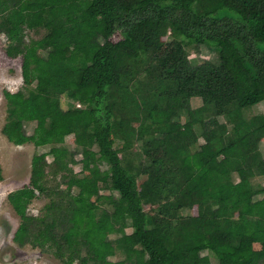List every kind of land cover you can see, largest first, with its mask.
Segmentation results:
<instances>
[{
    "label": "trees",
    "instance_id": "trees-1",
    "mask_svg": "<svg viewBox=\"0 0 264 264\" xmlns=\"http://www.w3.org/2000/svg\"><path fill=\"white\" fill-rule=\"evenodd\" d=\"M207 6L215 13L192 10ZM0 17L7 35L25 17L46 33L40 39L23 30L9 35L8 57L42 53L43 61L33 64L34 89L25 97L4 93L2 134L14 145L37 147L73 136L81 171L91 176L77 194L70 185L49 189L46 154L34 157L29 185L7 196L20 220L12 238L17 246H50L60 259L83 246L94 264H211L204 252L217 264H264V197L255 198L264 193V114L244 116L258 106L254 99L263 97L264 105V0H0ZM56 27L62 32L56 34ZM115 31L121 39L112 42ZM167 32L172 39L163 42ZM178 38L209 47L217 62L192 66L181 53L160 54ZM134 53L154 57L161 81L157 94L147 96L146 112L132 114L139 119L135 130V119L118 115L126 108L109 99ZM23 75L30 76L26 68ZM206 95L212 103L190 108L191 99ZM61 96L69 108L60 106ZM32 119L36 125L27 135L24 124ZM46 122H54L53 132ZM128 131H137L136 137ZM117 141L132 154L133 141L145 143L151 160L142 189L123 166ZM65 152L55 148L53 161ZM102 189L116 193L105 197L112 207L104 212L108 219L97 216ZM37 193L50 200L34 216L27 206ZM186 208L196 215L182 218ZM127 228L129 240L113 248L104 231L124 234ZM115 249L124 253L117 263L109 260Z\"/></svg>",
    "mask_w": 264,
    "mask_h": 264
},
{
    "label": "rangeland",
    "instance_id": "rangeland-1",
    "mask_svg": "<svg viewBox=\"0 0 264 264\" xmlns=\"http://www.w3.org/2000/svg\"><path fill=\"white\" fill-rule=\"evenodd\" d=\"M196 13L208 16L215 13V10L211 6H207L201 9L192 8ZM175 12L181 13V10H176ZM219 18V16H216ZM225 20L220 18V20ZM217 22V20H212ZM31 19L25 17L23 21L20 22L18 27L12 28L10 33L5 34V25L3 17H0V167L2 170V179L0 180V264H65V262H70V264H94L88 255V250L83 246L79 247L70 252H66L63 259H60L54 255V249L50 246L32 247L30 245H25L22 247L17 246L12 238L15 230L19 225V217L13 210V207L8 202L7 196L9 193L16 192L29 185L31 161L34 157L38 158L42 154H46L47 167H46V177L45 183L49 189L64 190L67 185L71 186L70 192L72 194H77L78 189L82 188L84 185L90 183L91 176L87 171H81V154L80 149L74 144L73 136H67L64 142L61 144H49L42 147H37L32 142L25 143L23 145H14L9 142L6 137L2 134L1 130L5 124V118L8 112V104L4 97V93L9 92L15 94L18 97H25L28 91L34 89L35 81L32 75V67L34 63H42L43 54L34 53L30 56H16L10 58L6 55V48L10 44L9 35H15L18 30H23L30 34L34 39H40L46 33L41 29H34L31 26ZM219 23V22H218ZM62 32V28L56 27L55 33L59 34ZM166 36H169L166 39ZM121 39L119 31H115L110 37V41L117 42ZM172 38L167 32L163 37L162 41L171 40ZM171 42V41H170ZM166 45L164 50L160 51V54L164 55L166 53L170 57L176 54H183L182 59L189 62L190 65H197L203 61H209L211 63L217 62V54L212 51L209 47L203 45L192 44L189 45L185 39L178 38L173 43ZM67 52V51H66ZM131 55L132 59L126 61L129 67L125 66L123 71L127 70V73L122 77V85L119 90H113L109 93V99L113 102V106L125 107L126 110H118L119 116H128L130 118L134 117L137 112L145 113L146 105L148 103L147 96L149 94H157L161 82L158 79L160 75L157 63L154 62L153 56L150 55H139L136 57ZM180 54V55H181ZM26 68L30 73V76L24 77L23 70ZM115 93L118 95L116 96ZM123 98V99H122ZM122 99V100H121ZM121 100V101H120ZM213 96L206 95L202 96L198 100L196 98L190 100V108H196L201 104L212 103ZM258 103V106L251 109H245L244 116L246 118H251L257 114H264L263 97H258L254 99L251 104ZM261 104L262 106H259ZM71 103L64 97H60V106L63 109L69 108ZM133 114V117H131ZM187 115L183 114L180 118L181 122L187 120ZM136 121L131 124L134 130L138 126L139 119L133 118ZM36 125V119H32L24 124V131L27 135L33 133L34 127ZM46 127L51 129V132L55 129L54 122L47 123ZM129 132L130 137L135 138L136 132ZM46 131L43 133L46 135ZM44 135L42 137H44ZM134 145V150L136 153L132 154V149L122 146L121 141H117L115 148H118L119 157L122 160L123 166L127 167L128 171L133 173L138 181L139 189L141 184L145 181L146 175L142 172L144 168L149 164L151 157L145 153V143L144 142H132ZM63 148L66 150L63 153L62 158L59 161H53V151L55 148ZM123 147V148H122ZM260 154L264 158V139L261 141L259 146ZM152 154V153H151ZM159 153L157 151L153 152L156 156ZM72 157V159H70ZM101 170H105L106 166L101 165ZM71 170V171H70ZM261 179V178H260ZM262 180V179H261ZM264 180V179H263ZM254 182V181H253ZM264 190V189H263ZM100 194L103 196L102 201L99 202L97 216L108 219L104 212H112L111 205L105 198L106 196L113 195L116 197L115 192L110 190H100ZM193 198L199 199V191L192 192ZM264 197V193L258 194L255 198L260 199ZM94 199V198H93ZM50 200V195L38 194L27 206L28 213L39 216L44 213L45 206ZM147 213H152L149 211V207L146 205L144 207ZM127 209L124 208V211ZM178 215V214H177ZM182 218H188L190 216L196 215V209H184L181 211ZM235 217V216H234ZM222 225V221L220 220ZM220 224H215L214 227H219ZM105 235L112 241V247L120 246V243L129 240L130 228H127L124 234H119L116 232L104 231ZM103 239H100V242ZM218 246L221 249H226L228 246L218 242ZM253 247L260 249V245L254 244ZM210 258L211 264H217L214 256L208 252H204ZM124 257V253L116 250L114 254L109 257V260L114 262H119Z\"/></svg>",
    "mask_w": 264,
    "mask_h": 264
}]
</instances>
